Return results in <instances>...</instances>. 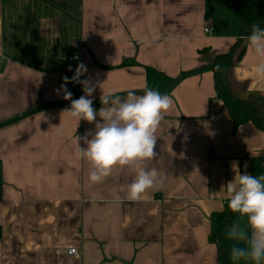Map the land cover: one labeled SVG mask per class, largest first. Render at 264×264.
I'll use <instances>...</instances> for the list:
<instances>
[{
  "label": "crops",
  "instance_id": "0c3cea01",
  "mask_svg": "<svg viewBox=\"0 0 264 264\" xmlns=\"http://www.w3.org/2000/svg\"><path fill=\"white\" fill-rule=\"evenodd\" d=\"M242 28L231 0H0V264H221L211 217L228 202L232 162L252 174L264 157V130H234L208 68ZM79 64L82 80L101 85L93 101L102 90L144 89L145 67L172 78L195 72L168 94L157 156L144 163L163 182L139 201L127 199L132 168L91 183L77 156L76 136L95 124L62 114L71 101L59 82ZM223 80L264 124V76L247 40Z\"/></svg>",
  "mask_w": 264,
  "mask_h": 264
},
{
  "label": "clouds",
  "instance_id": "9594fccd",
  "mask_svg": "<svg viewBox=\"0 0 264 264\" xmlns=\"http://www.w3.org/2000/svg\"><path fill=\"white\" fill-rule=\"evenodd\" d=\"M244 39L254 54L257 74L264 76V27L253 24L250 35ZM86 72V66L79 64L73 77H63L61 85L63 99L71 101L70 108L62 114L74 118L77 127L81 120L95 124L94 130L76 136L77 156L88 162L91 183L102 182L116 167L132 168L135 176L128 185L127 199L139 201L149 189L163 182L160 172L156 168L147 169L144 163L157 156L156 132L171 111L173 101L169 95L148 87L143 95L129 90L126 96L109 89L102 90L101 107L97 110L93 107V93L101 85L82 80ZM69 82L81 84L84 95L72 99V93L66 88ZM81 141L86 147L81 146ZM231 167L235 176L226 183L228 208L239 218L226 227L227 238L234 242L230 259L233 264H264V174H250L247 162L243 172L237 161Z\"/></svg>",
  "mask_w": 264,
  "mask_h": 264
},
{
  "label": "trees",
  "instance_id": "16d2710c",
  "mask_svg": "<svg viewBox=\"0 0 264 264\" xmlns=\"http://www.w3.org/2000/svg\"><path fill=\"white\" fill-rule=\"evenodd\" d=\"M233 4L234 16L241 20L242 36L231 51L224 55H219L215 58L213 64L208 66L215 74V88L216 98L221 100L234 122V130L236 131L240 126L253 123L257 128L264 130V124L258 109L247 102H242L234 97L229 87L223 80V71L232 67L234 63V54L239 47L242 46L246 40L244 37L250 35L253 24L259 23L261 27L264 25V0H231ZM245 50L241 51L243 56ZM125 65H138L136 62H125ZM146 70V87L159 90L161 94H169L172 89L188 74H182L177 78H172L166 74L159 72L153 68L145 67ZM75 73H64L60 77V87L64 83L63 77H73ZM82 79V77H81ZM66 88L72 93V98L78 99L82 96V85L79 83L69 82ZM145 89V88H144ZM144 89L134 91L137 95H143ZM126 96L127 93L120 94ZM93 107L99 110L101 107L100 100L93 101ZM264 174V157L254 158L252 160V175L259 176ZM3 190V168L0 163V200L2 199ZM239 218L238 214L233 213L228 208V202L225 204L224 211L215 213L211 217V234L209 241L215 244L219 254L221 264H233L230 259V249L233 241L229 240L226 236V227ZM1 237V229H0Z\"/></svg>",
  "mask_w": 264,
  "mask_h": 264
},
{
  "label": "built area",
  "instance_id": "2783aa9c",
  "mask_svg": "<svg viewBox=\"0 0 264 264\" xmlns=\"http://www.w3.org/2000/svg\"><path fill=\"white\" fill-rule=\"evenodd\" d=\"M215 31V28L213 26H208L204 29L205 35H211ZM80 60V54L75 53L71 58L70 62L79 61ZM68 254L73 257H79L80 252L78 250L72 249L68 251Z\"/></svg>",
  "mask_w": 264,
  "mask_h": 264
},
{
  "label": "rangeland",
  "instance_id": "374dc122",
  "mask_svg": "<svg viewBox=\"0 0 264 264\" xmlns=\"http://www.w3.org/2000/svg\"><path fill=\"white\" fill-rule=\"evenodd\" d=\"M239 49H240V47L237 50H239Z\"/></svg>",
  "mask_w": 264,
  "mask_h": 264
}]
</instances>
